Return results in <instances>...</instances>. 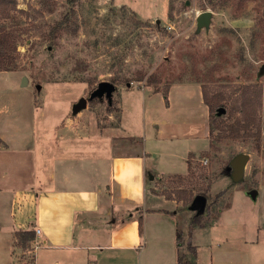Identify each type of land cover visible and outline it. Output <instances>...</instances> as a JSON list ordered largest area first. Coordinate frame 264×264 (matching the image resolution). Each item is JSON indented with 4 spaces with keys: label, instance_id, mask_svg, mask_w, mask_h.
<instances>
[{
    "label": "rangeland",
    "instance_id": "1",
    "mask_svg": "<svg viewBox=\"0 0 264 264\" xmlns=\"http://www.w3.org/2000/svg\"><path fill=\"white\" fill-rule=\"evenodd\" d=\"M14 1L17 11L0 19L9 34L2 68L11 60L8 70H0V131L6 116H15L26 126L34 114L52 123L70 112L64 123L73 122L72 136L100 132L117 125L119 88L162 91L175 83H192L201 94L204 86L208 94L229 100L239 86L255 85L261 90L258 132L231 139L215 130L207 141L195 138L197 150L206 148L188 156L193 174L182 158H168L161 167L179 175L147 186L163 198L204 192V224L227 212L234 216V228L240 229L237 219L242 223L243 211L251 210L264 226V0H78L71 5L52 0L50 12L39 0ZM203 11L211 12V21L208 28L198 30L195 17ZM66 13L70 29L52 34L51 26ZM50 37L54 43H49ZM100 81L116 86L111 103L94 99L72 114V106L87 98ZM181 117L185 132L197 129L201 137L207 129L203 118L195 124L192 117ZM219 119L225 120L226 115ZM11 131L18 133L16 126ZM180 150L178 146L176 152ZM239 154H246L248 161L243 179L233 183L228 168ZM252 189L258 191L255 202L246 198ZM169 201L170 210L177 214L178 230L184 232L197 205L192 201L183 207L181 201ZM240 236L243 242L242 229Z\"/></svg>",
    "mask_w": 264,
    "mask_h": 264
},
{
    "label": "crops",
    "instance_id": "2",
    "mask_svg": "<svg viewBox=\"0 0 264 264\" xmlns=\"http://www.w3.org/2000/svg\"><path fill=\"white\" fill-rule=\"evenodd\" d=\"M117 94V125L87 136L70 134L73 122L64 123L70 112L52 123L34 114L26 126L15 116L1 119L0 264H177L179 256L194 264H263L264 226L254 211L236 221L243 242L227 212L197 227L192 260L176 243L172 202L148 189L179 175L161 167L165 160L186 161L206 148L193 143L207 141L209 131L200 88L172 84L167 104L149 87ZM183 115L206 121L201 137L197 129L185 132ZM256 192L246 198L255 202ZM17 232L33 233L30 247L18 245Z\"/></svg>",
    "mask_w": 264,
    "mask_h": 264
},
{
    "label": "trees",
    "instance_id": "3",
    "mask_svg": "<svg viewBox=\"0 0 264 264\" xmlns=\"http://www.w3.org/2000/svg\"><path fill=\"white\" fill-rule=\"evenodd\" d=\"M42 5H44L47 12H50L49 3L52 4V0H39ZM67 4H74L78 0H65ZM15 1L14 0H0V19H8L10 13L13 11H17L15 8ZM20 13H24L20 11ZM40 13V11H38ZM69 13L63 14L61 18L54 23L51 27V33L56 35L57 33H61L63 31H67L69 28ZM9 40V34L5 31L3 26H0V70H8L9 65H11V60L8 59L6 66L2 68V62L4 61L3 58L5 56V45ZM49 43H54V38H49ZM8 65V66H7ZM113 81V80H112ZM154 92H160L164 99V102L167 104V91L168 86L164 88V90L160 91L158 88L153 90ZM229 100H223L221 96H213L208 94L206 87H202V101L204 105L208 108V124H209V131L208 134L213 135L215 130L221 131L224 133L225 137L231 139H239V138H246L252 136L254 131L260 130V119L258 116V108L261 104V90L257 88L255 85H245L239 86L235 89V93L232 99L228 98ZM225 104H228L227 108ZM109 110H111V106H108ZM218 108L224 109V115H226L225 120H232V123L226 124L225 120H220L219 117L215 115ZM118 111V110H117ZM226 128V129H225ZM187 163V170L192 173L191 161L190 159L186 160ZM196 196H202L207 201V196L204 192L195 193L192 192H179L178 197L176 199L171 198L170 196H164L166 200H174V201H181L183 207L189 206L190 203L194 200ZM207 210V205L205 204L204 210L202 213H199L197 209L185 228V231L182 232L180 230H176V243L178 246L181 243H184L189 255V258L192 260L195 259L196 256V247L193 243L192 237L194 230L197 227H202L204 224V216ZM16 239L18 245L22 248L27 247V242L33 239L32 232H17ZM183 258L181 256L177 259V264H194L193 261L191 262H182Z\"/></svg>",
    "mask_w": 264,
    "mask_h": 264
},
{
    "label": "water",
    "instance_id": "4",
    "mask_svg": "<svg viewBox=\"0 0 264 264\" xmlns=\"http://www.w3.org/2000/svg\"><path fill=\"white\" fill-rule=\"evenodd\" d=\"M211 21V12L203 11L198 13L195 17L196 28L200 30L201 28H208ZM263 68L261 69V72ZM26 78L23 77L21 79V85L24 86L26 84ZM116 90V86L113 83L108 81H100L95 88L89 93L87 98H80L76 104L72 106V114H75L86 107L87 102L92 101L94 99L103 100L110 104L112 101V95ZM215 115L220 117L224 115V109L218 108ZM248 161V156L246 154H239L230 162V166L228 170L230 171V177L233 183H238L243 179L244 169L246 163ZM256 190L252 189L249 191V195L251 198H254L256 195ZM194 204L197 205V209L199 213H202L206 204V200L202 196H196L194 198Z\"/></svg>",
    "mask_w": 264,
    "mask_h": 264
},
{
    "label": "built area",
    "instance_id": "5",
    "mask_svg": "<svg viewBox=\"0 0 264 264\" xmlns=\"http://www.w3.org/2000/svg\"><path fill=\"white\" fill-rule=\"evenodd\" d=\"M35 235H38V230H35Z\"/></svg>",
    "mask_w": 264,
    "mask_h": 264
}]
</instances>
